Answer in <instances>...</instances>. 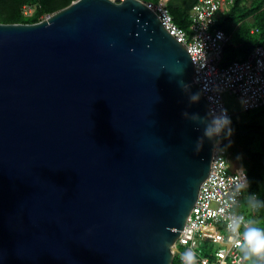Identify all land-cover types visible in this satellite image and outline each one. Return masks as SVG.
I'll list each match as a JSON object with an SVG mask.
<instances>
[{"label": "water", "instance_id": "95a60500", "mask_svg": "<svg viewBox=\"0 0 264 264\" xmlns=\"http://www.w3.org/2000/svg\"><path fill=\"white\" fill-rule=\"evenodd\" d=\"M194 71L143 0L0 22V264H174L218 147Z\"/></svg>", "mask_w": 264, "mask_h": 264}, {"label": "built area", "instance_id": "2783aa9c", "mask_svg": "<svg viewBox=\"0 0 264 264\" xmlns=\"http://www.w3.org/2000/svg\"><path fill=\"white\" fill-rule=\"evenodd\" d=\"M228 1L233 0H199L190 14V31L176 24L165 5L144 2L186 46L195 67L194 82L207 99L213 118L226 114L231 121L223 100L226 92L236 95L246 112L264 107V46L254 48L245 60L220 65L229 36L217 27V14ZM24 13L30 15L32 8L26 6ZM223 137L224 131L216 135L218 147L210 175L201 186L197 204L177 241L179 251L175 258L179 264H184L185 254L194 255L196 264H247L251 256L244 235L252 226L244 214L236 211L244 189L250 185L249 176L245 168L232 167L227 149L221 145L226 140ZM258 201L259 197L253 196V202ZM202 240L212 243L210 256L198 250Z\"/></svg>", "mask_w": 264, "mask_h": 264}, {"label": "trees", "instance_id": "16d2710c", "mask_svg": "<svg viewBox=\"0 0 264 264\" xmlns=\"http://www.w3.org/2000/svg\"><path fill=\"white\" fill-rule=\"evenodd\" d=\"M58 1L60 0H0V22L38 23L44 16H51L76 0H68L62 4L57 3ZM143 1L165 5L176 24L187 31L191 29V11L199 2V0ZM25 6L33 8L30 15L24 13ZM217 27L223 29L229 36L220 65L227 66L234 61L245 60L254 48L264 46V0L228 1L217 14ZM257 110L264 113V107ZM258 126L238 121L231 116L229 127L232 131L230 136L226 131V140L233 137V143L226 149L229 159L237 157L249 176L250 185L244 189L242 198L245 197L251 210L244 212L243 209L239 213L245 215L252 228L253 224H256L255 228L264 231V196H260L262 192L264 194V127ZM255 195L259 197L257 203L253 202ZM241 200L239 205L242 204ZM259 203L261 206H258ZM210 253L206 252L205 256H210ZM248 258V264H264V259L259 260L252 256ZM178 261L176 257L174 264H179Z\"/></svg>", "mask_w": 264, "mask_h": 264}, {"label": "rangeland", "instance_id": "374dc122", "mask_svg": "<svg viewBox=\"0 0 264 264\" xmlns=\"http://www.w3.org/2000/svg\"><path fill=\"white\" fill-rule=\"evenodd\" d=\"M68 0H60L57 3H65ZM35 8V7H34ZM49 16H44L43 20L46 19ZM223 100L225 103V106L228 110V112L238 121H242V122H248V123H252V124H257L259 125L261 128L264 127V113L261 110H254V111H250V112H246L244 111L243 108V104L241 102V100L234 94L230 93V92H226L223 95ZM263 113V114H261ZM258 126V127H259ZM226 131L227 129L224 131V137L223 139H226ZM231 160V164L233 168H242V164L239 161V159L237 157H233ZM264 189V188H263ZM264 191V190H263ZM260 196H264L263 192L260 194ZM262 199V198H261ZM242 204L236 207V211H242L243 209H245L244 212H247V210H251L250 204H247V200L244 198H242ZM257 225L253 224V227L255 228ZM213 246L212 243L210 241H203L202 240V245L198 246V250L201 249V251H203V254L205 255L206 252H211ZM248 264V262H247Z\"/></svg>", "mask_w": 264, "mask_h": 264}, {"label": "clouds", "instance_id": "9594fccd", "mask_svg": "<svg viewBox=\"0 0 264 264\" xmlns=\"http://www.w3.org/2000/svg\"><path fill=\"white\" fill-rule=\"evenodd\" d=\"M199 95H193V101L199 100ZM231 121L226 114L214 117L211 124L206 128L205 134L208 136L218 135L227 129V133L231 135L229 127ZM247 249L251 256L264 259V231L257 228H248L244 235ZM184 264H196L194 255L185 254Z\"/></svg>", "mask_w": 264, "mask_h": 264}, {"label": "flooded vegetation", "instance_id": "af4514ba", "mask_svg": "<svg viewBox=\"0 0 264 264\" xmlns=\"http://www.w3.org/2000/svg\"><path fill=\"white\" fill-rule=\"evenodd\" d=\"M26 7V6H25ZM32 8V7H31ZM32 12H33V8H32Z\"/></svg>", "mask_w": 264, "mask_h": 264}, {"label": "bare ground", "instance_id": "6f19581e", "mask_svg": "<svg viewBox=\"0 0 264 264\" xmlns=\"http://www.w3.org/2000/svg\"><path fill=\"white\" fill-rule=\"evenodd\" d=\"M50 17V16H49ZM49 17H47V18H49Z\"/></svg>", "mask_w": 264, "mask_h": 264}, {"label": "crops", "instance_id": "0c3cea01", "mask_svg": "<svg viewBox=\"0 0 264 264\" xmlns=\"http://www.w3.org/2000/svg\"><path fill=\"white\" fill-rule=\"evenodd\" d=\"M235 169V168H234Z\"/></svg>", "mask_w": 264, "mask_h": 264}]
</instances>
